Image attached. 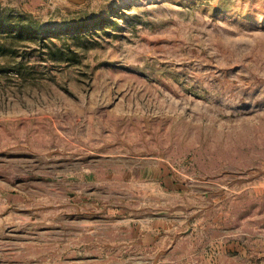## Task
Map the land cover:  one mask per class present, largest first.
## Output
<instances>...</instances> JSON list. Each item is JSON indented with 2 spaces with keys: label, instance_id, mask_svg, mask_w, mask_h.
<instances>
[{
  "label": "rangeland",
  "instance_id": "obj_1",
  "mask_svg": "<svg viewBox=\"0 0 264 264\" xmlns=\"http://www.w3.org/2000/svg\"><path fill=\"white\" fill-rule=\"evenodd\" d=\"M0 264H264V0H0Z\"/></svg>",
  "mask_w": 264,
  "mask_h": 264
}]
</instances>
